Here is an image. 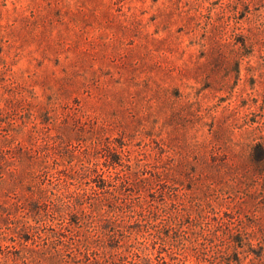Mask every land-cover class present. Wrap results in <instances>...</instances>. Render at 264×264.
I'll return each instance as SVG.
<instances>
[{"label": "rangeland", "instance_id": "374dc122", "mask_svg": "<svg viewBox=\"0 0 264 264\" xmlns=\"http://www.w3.org/2000/svg\"><path fill=\"white\" fill-rule=\"evenodd\" d=\"M44 133L119 145L183 228L234 225L211 261L264 264V0H0V204L39 186L16 148Z\"/></svg>", "mask_w": 264, "mask_h": 264}, {"label": "trees", "instance_id": "16d2710c", "mask_svg": "<svg viewBox=\"0 0 264 264\" xmlns=\"http://www.w3.org/2000/svg\"><path fill=\"white\" fill-rule=\"evenodd\" d=\"M33 137L16 150L26 168H37L29 175L40 184L31 196L0 204V264H193L174 261L175 250L188 249L197 264H220L211 260L228 249L234 225L214 217L200 229L183 228L175 194L166 197L168 176L132 168L109 142L99 162L95 144L77 150L62 137Z\"/></svg>", "mask_w": 264, "mask_h": 264}]
</instances>
